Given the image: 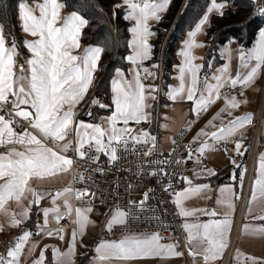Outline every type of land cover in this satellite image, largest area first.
<instances>
[{
    "label": "snow or ice",
    "instance_id": "obj_1",
    "mask_svg": "<svg viewBox=\"0 0 264 264\" xmlns=\"http://www.w3.org/2000/svg\"><path fill=\"white\" fill-rule=\"evenodd\" d=\"M170 4L171 0H122V5L127 8L124 18L134 21V26L130 29L132 39L129 44L132 55L127 57L134 68L131 70V79L124 71L116 70V78L111 81L113 111L99 123H87L77 118V107L87 96L105 51L104 47L89 46L82 54H74L81 47L80 41L83 29L88 26V19L77 12L62 16L65 5L59 0H34L32 4H29L28 0L19 2L17 15L22 31L33 38L23 42L30 57L21 64L17 62L20 53L16 43L13 41L9 46L5 26L0 24V148L5 149L0 153V213L10 218V226L16 227L31 218V205H35L37 211L43 213V224L39 226L36 234L43 233L49 237L58 235L61 240L64 239L65 229L58 226L59 221L71 218L77 228L71 232V243L66 252H61L59 248L53 249L55 264H74L77 236L82 237L86 229L94 223L89 214L93 211L91 200L95 193L88 187L76 190L72 186L53 193L38 190L31 181H43L67 174L73 170L77 159L98 165L100 155L103 154L108 163L114 165L122 158L123 153L153 155L157 136L143 129L134 130L129 127V123L140 125L152 121L153 112L150 110H154L155 105L152 102L158 100L159 89L155 84H145L143 81L148 77L155 78L157 73L142 65L152 59L153 45L150 38L156 34L151 29V22L161 21V14L168 10ZM225 7L224 3L211 0V7L207 11L209 14L216 12L222 17ZM256 11L264 17L262 0H256ZM208 22L209 15H204L195 25L194 31L188 33V39L179 52L182 57L176 77L179 84L164 93L167 100L173 103L185 100L192 102L191 111L196 118L222 101V107L207 122L206 127L201 128L192 137L191 143L199 142V147L191 149L186 146L188 160L193 158V151L199 154L195 161L200 165L199 170L194 171L196 180L209 179L216 175L214 170L207 169L202 164L200 157L218 150L228 152L226 147L221 149L220 146L251 123V115L235 117L227 124L224 123L222 114L233 117L234 111L247 103V100L238 99L231 91L239 86V94L242 97L243 89L251 87L259 76L264 75V30H261L254 47L238 50L239 68L234 75L230 67L233 50L227 49L225 54L229 58V65L202 76L204 65L195 63L198 57L194 55V50L204 46L197 42L196 38L198 34L203 33V27ZM151 67L159 69V64L154 63ZM91 103L100 109L110 107L99 99H94ZM87 115L92 116V112L89 111ZM191 126L189 122L188 130ZM65 141L67 142L62 143L59 150L49 146V142ZM172 144H177V140L173 139ZM144 145L150 147L143 148ZM69 152L73 155H67ZM246 152L243 140H236L235 156L242 157ZM228 155L230 162L237 169L241 168L232 153L228 152ZM152 163L162 165L168 164L169 161L159 159ZM174 163L183 165L186 161L178 159ZM92 171L103 173L104 169L88 168L85 173L75 174L74 182L89 183V173ZM160 171L168 175L162 168ZM259 174L260 178L254 182L251 201H255L258 196L264 198V156L260 157ZM151 175L155 176L157 172L153 171ZM178 179L185 182L187 187L178 192L173 190L170 195L175 196L173 203L179 209L178 214L182 219L194 217L197 212L211 217L219 215L215 210H189L184 207L185 202L193 197L210 198L207 195L212 190L210 183L194 184L193 179L187 175H180ZM232 179L236 181V187L240 191H234L232 187L219 188L216 202L226 209L222 219H213L207 223H182V228L187 233V250L193 264L200 257L205 264H212L222 258L229 245L233 197L239 200L243 188L242 177L237 175ZM172 187L169 183L165 191ZM29 196L30 204L24 207L23 201ZM85 196L88 197L85 206L74 207L71 203L73 199L79 200ZM49 197L53 207L41 208V201ZM148 199L149 194L145 193L139 206L143 208ZM9 201L23 207V211L19 214L9 212L6 207ZM130 218L135 220L139 217L117 209L107 223V229L111 231L116 226L127 229ZM257 219L264 221V215ZM50 224L57 226L49 227ZM2 230L3 227L0 226V231ZM244 232L264 237V227L250 228L246 225ZM32 236L31 231H23L13 246L4 254H0V264H23L25 247L29 245ZM161 240L159 232L132 233L122 236L119 241L102 242L95 252L98 262L107 264H131L141 260L184 256V251L180 250L177 244L162 243ZM36 246L32 243L29 250ZM45 251L47 249L41 251L33 264H45ZM239 255L243 254L238 253ZM244 264H264V259L245 256Z\"/></svg>",
    "mask_w": 264,
    "mask_h": 264
},
{
    "label": "crops",
    "instance_id": "obj_2",
    "mask_svg": "<svg viewBox=\"0 0 264 264\" xmlns=\"http://www.w3.org/2000/svg\"><path fill=\"white\" fill-rule=\"evenodd\" d=\"M33 2L34 0H32V2L29 4H32ZM59 2L62 3V0H59ZM220 3H224L226 5L224 9L225 11L228 8V4L226 2H220ZM262 3H264V0H262ZM210 7H211V0H209V5H208V8ZM123 8L125 9L126 15H127L126 6H123ZM208 8L206 9L204 15H209V22L206 25H204L203 33L198 34L196 38L197 42L204 45L203 47H200L194 50V55L198 57L195 63H198V64H203L204 56L208 49V44L206 43V37H207V29L210 26L211 18L213 15H218L216 12H212L209 14L207 11ZM61 15L66 17L69 14H66L65 9H63ZM128 22L130 24V29H131L134 26V21L128 20ZM155 23H156L155 21L151 22V28ZM194 29L195 27L190 31H194ZM190 31L186 33L185 38L180 45V48L177 54L179 62L174 67V74L172 76V84L169 85L167 91L169 90L170 87H175V86H178L179 84V81L176 79V77L178 76V66L181 64V61H182V57L179 55V52L183 49L184 42L188 39V33ZM23 35L27 36L25 33H23ZM27 37H28L26 38L27 40L33 39L30 36H27ZM152 38L153 37L150 38V43L152 42ZM131 39H132V33L130 31L129 44H130ZM258 39H259V33L257 35L256 42L258 41ZM256 42L254 43L252 47L255 46ZM80 45H81L80 49L74 54H82L84 49L87 48V46L81 44V42H80ZM9 46H10V43H9ZM252 47L244 48L240 44H238L236 41L229 42L228 44L223 46L221 50L222 58L224 60L223 64L218 66L215 69H218L225 65H229L230 63L229 58L225 53L227 49H232L233 56L231 59L230 67L234 75L235 72L239 68V60L237 58L238 50L240 48L249 50ZM129 49H130L129 55H132V49L130 46H129ZM27 58H29V56L23 57V58L18 57L17 58L18 64L24 63ZM199 58H202V59H199ZM152 64L154 63L152 62V59H151V60L145 61L142 67L149 68L150 71L157 73V76L153 79L152 77H150V80L148 82H145V81L143 82L145 84H152L151 82L153 81V84H155V86H157L159 89L161 85V68L159 69L152 68L151 67ZM133 68L134 66L130 64L128 61L127 70H123V69H120V70L124 71L126 76L129 79H131V70ZM115 73L113 75L112 80L116 78ZM201 75H202V72H201ZM263 82H264V75H261L256 79L254 84L247 89V91L244 93L242 97L237 96L238 99L247 100V103L242 104L238 110H235L233 113V117H228L226 114H222L225 124H227L230 119L235 118V117H243V116H248V115H251L252 117L250 124L246 125L243 129L239 130L236 136L230 138V140L226 144L220 147L221 149L226 147L228 152H231L232 156L235 157L234 142L236 140L242 139L244 143V147L247 149V152L244 155L246 158V163L244 164L246 167V171H243L241 175V177L243 178V188H242V192H241L239 200H236L235 197H233L234 208L231 214V227H230V234L228 237L229 244H230L232 240L233 232L236 228H238L239 234L236 239L234 257L240 260L244 259L245 256H253V257L264 259V237L253 236V235H250L244 232V227L246 225L250 228L264 227V221L257 219L259 216L264 215V198H261L258 196L255 201L250 200L252 190L255 187L254 182L255 180L260 178V174H259L260 157L264 156V127L258 139L256 136L254 139V126L257 122V116H258V111H259L260 102H261V100H257V98L260 97ZM93 87H95L94 81L88 91L89 94H87L84 100L77 107V109L78 108L81 109V104H84L87 101L86 105L84 106V108L86 107V109L84 110L83 108L81 110L82 113L79 116V119L81 118L80 120H83L87 123H99L105 117L110 116L113 111L111 103L107 104L102 97L101 98L93 97V90H94ZM112 95L113 93L111 91V99H112ZM161 96H162V93H161V88H160V94L158 95V100L156 102H152L155 105L154 110H150L153 112L152 121L151 123H143V124H148L149 125L148 131L151 134L157 136L156 143H157L158 149L161 152H169L173 146L172 140H173L174 135L179 130L188 127L189 122H191L192 118L194 117L191 111L193 105H192V102H188L186 100L183 102L173 103L167 100L165 95H164L165 101L162 103ZM94 99H99L102 103L110 106L107 109H100L96 107L98 108V112L96 113L97 117L99 116L97 121L91 120L92 116L87 115L89 111H91L93 115V109L95 108V106H93L91 102ZM163 105H168V106L163 108ZM221 107H222V101L217 102L206 113L202 114L197 124L194 126H191V130L186 137V141L191 142L192 137L195 136L196 133L201 128L206 127L207 122L219 111ZM100 111H108V112L101 113ZM165 117H167L168 119H165ZM219 122L220 121H216V123H219ZM135 125L136 124L134 122L129 123V127L131 128L133 127L135 130H138V126L137 125L135 126ZM165 125H167V127H165ZM119 126H122V125H118V127ZM19 130L20 129H17V131ZM69 139H72V137H69ZM66 142L67 141L60 142L57 149L59 150L62 147V143H66ZM197 143L199 146V142ZM4 151L5 149L0 148V153ZM228 152L224 150H218V151L206 153L205 157L207 159L206 168L214 170L216 173L215 176L219 175L220 173H223V172L226 173L227 171H229L230 172L229 181H225L222 183H214L212 182L211 179L214 178L215 176L209 179L196 180L194 177V171H197V170L195 169H191V171L188 174H186L189 178L193 179L194 184L210 183L212 190L207 193L208 197L210 198H203V196L193 197L185 202L184 207L189 210H195V209H205L207 211L215 210L219 215L217 217H211V216L205 215L202 212H197L196 216L183 219V223L184 222L207 223L213 219L223 218V214L225 213L226 209L218 205L216 202L219 197V188L232 187L234 191H240V189L236 187V181L232 179V177L237 176L238 173L236 171L237 168L233 166L230 162ZM248 164L250 165L249 167H248ZM71 181H72V173L69 172L67 174H60L54 178L45 179L43 181L34 179L31 181V183L38 190H48L54 193L56 190H62L65 187L71 186ZM0 183H2V181H0ZM185 187H187V185L185 184V182L181 181L180 190H182ZM30 200H31V197L29 196L28 199H25L23 201V206L24 207L29 206ZM71 203L73 204L74 207H83L86 205V203H78L76 199H73ZM6 207L9 209V212H15L17 214L23 211V207L18 206L14 201H9ZM31 207H32L31 218L28 219L26 222L22 223L20 226H16V227L10 226L11 225L10 218L8 216H5L3 213H0V226L3 227V230L0 231V240L7 239L12 242L11 246H13V244L17 241V239L19 238V236L22 234L23 231H31L33 233V236L31 237L29 245H26L25 247V256L23 258V264H33V261L40 256L41 251L44 249H47V251L44 252V255L46 256V258H47V254L50 253L52 263L55 264V257L53 255V249L59 248L61 252H66L68 248L70 247L71 232L74 229H76L77 226L75 225L74 228L68 229L66 231V235L63 240L50 238L44 235L43 233L37 235L36 234L37 232H35V230L38 229L39 231V226L43 224V213L38 212L35 205H31ZM40 207L41 208L53 207L51 203V198L49 197L41 201ZM175 207H176L177 212L179 213V209L177 208L176 205ZM114 213L115 212H107L106 209L100 204L93 205V211L89 214V217L94 222L93 224L95 225V227L93 225H90L86 229L85 234L82 237L79 235L77 236V243L75 246V253L73 257L74 264H78L79 256H83L87 252H90L91 254L87 264H107V262H98V257H97V253L95 252V249L102 242L119 241L122 238V236H120L117 239L102 240L100 237L102 230L107 229V223L110 221V218ZM50 219H51V216H50ZM30 222L31 224L29 225ZM54 225L55 224H50L49 227H55ZM161 242L174 244L172 241L161 240ZM32 243H35L37 246L29 250V246ZM193 243L195 244V241ZM226 250L227 248L222 254V258L218 260L223 259L226 253ZM238 253L243 254V255L238 256ZM46 263L47 262L45 261V264ZM131 264H182V257L170 258V259L156 258V259H149V260H141V261L131 262Z\"/></svg>",
    "mask_w": 264,
    "mask_h": 264
},
{
    "label": "trees",
    "instance_id": "obj_3",
    "mask_svg": "<svg viewBox=\"0 0 264 264\" xmlns=\"http://www.w3.org/2000/svg\"><path fill=\"white\" fill-rule=\"evenodd\" d=\"M22 0H0V24L5 26V34L9 43H16L20 58L29 56L24 46L21 22L17 15V5ZM29 3L32 0H28ZM226 2L228 8L224 15H213L207 29V52L204 56L202 76L211 74L215 68L222 65L221 50L229 42L236 41L244 48L254 45L258 33L264 30V17L257 14L254 0H217ZM65 13L77 12L88 19L89 23L83 29L81 44L104 47L99 62V79L93 90L94 98H103L111 103V80L117 69L127 70L130 54V24L121 0H62ZM209 0H171L168 10L162 15V20L152 26L156 34L152 38V62L161 68V102L165 101L164 93L172 84L174 67L178 64V51L185 35L192 30L205 14ZM98 108L93 109L91 120L97 121ZM106 113L108 111H100ZM248 155V153H247ZM245 165L236 169L241 177ZM214 183L230 180V172L220 173L211 179ZM31 222L29 223V225ZM90 252L79 256L78 264H87ZM46 264H53L50 253L47 254Z\"/></svg>",
    "mask_w": 264,
    "mask_h": 264
},
{
    "label": "built area",
    "instance_id": "obj_4",
    "mask_svg": "<svg viewBox=\"0 0 264 264\" xmlns=\"http://www.w3.org/2000/svg\"><path fill=\"white\" fill-rule=\"evenodd\" d=\"M257 14L259 15L258 12ZM149 80L150 77L144 81L148 82ZM160 88L161 85L159 87V94ZM247 89L248 88L243 89V92L245 93ZM240 91L241 88L238 86L231 91V94L240 96ZM200 118L201 116L199 118L193 117L191 125H196ZM263 127L264 94L261 98L257 122L254 126V139L255 136L258 139ZM132 129L134 128L132 127ZM190 130L186 127L179 130L174 135L173 139L177 140V144H173L172 149L169 152H161L156 143V148L152 156H144L137 153H123L122 158L114 165L109 164L107 158L103 154L100 155L98 165H91L87 160L77 159V162L71 171V186L74 189L82 190L84 187H88L91 192L95 193L94 198L91 200V204H100L107 212H115L117 209H120L139 217L135 220L130 218L127 229L119 226L113 227L111 231L103 229L100 234L102 240L117 239L120 236L132 233L153 234L159 232L163 241H172L179 246L180 250L184 251L182 264H193L192 258L187 250V233L182 228L183 219L179 216L175 204L173 203L175 196L170 195L173 190L177 192L180 191L181 180L178 179L180 175L188 174L191 169L199 170L200 167V165L195 162L199 155L198 153L193 151V158L191 160H188L187 158L188 153L186 146L191 149L199 147L198 143L186 141V137ZM59 143L60 142H49V146L58 150L57 147ZM142 147L147 148L150 147V145H144ZM67 155L72 156L73 153L69 152ZM234 158L240 165L246 163L245 156H235ZM159 159L168 160L169 163L162 165L152 163ZM178 159L185 160L186 163L183 165H176L174 161ZM200 159L202 164L207 167L206 157L203 156L200 157ZM249 166L250 165L248 164V167ZM88 168H103L104 171L103 173L99 171H92L89 173L91 181H94V183L91 181L87 184L79 181L74 182V175L77 173H85ZM161 168L164 172H167L168 175H164V173L160 171ZM153 171H156L157 175H151ZM169 183H171L173 187L165 191V188ZM145 193L149 194V199L144 203L143 208H141L139 205L143 200ZM76 201L78 203L87 204L88 197L85 196ZM58 226L65 229L64 237L68 229L75 227L71 218L60 220ZM35 232H38V229H36ZM238 234V228H236L223 259L213 261L212 264H244V259L240 260L234 257ZM50 238L60 239L58 235H53ZM11 244L12 242L9 240L1 239L0 254H3ZM195 264H205V262L202 257H200L195 261Z\"/></svg>",
    "mask_w": 264,
    "mask_h": 264
},
{
    "label": "rangeland",
    "instance_id": "obj_5",
    "mask_svg": "<svg viewBox=\"0 0 264 264\" xmlns=\"http://www.w3.org/2000/svg\"><path fill=\"white\" fill-rule=\"evenodd\" d=\"M25 38H28L27 36H25ZM27 40V39H26ZM28 52V51H27ZM29 53V52H28ZM29 57H30V53H29ZM99 79V74H98V71H97V73L94 75V85L96 84V82H97V80ZM153 79V78H152ZM152 84H153V81L151 82ZM94 88V87H93ZM264 93V82H263V85H262V89H261V94H260V92H259V94H260V97H258L257 98V100H261V98H262V94ZM89 94V93H88ZM87 102V101H86ZM86 102L84 103V104H81V109H77V118L79 119V116H80V114L82 113L81 112V110L84 108V106L86 105ZM165 107V105H163V108ZM86 109V107L84 108V110ZM98 118H99V116H98ZM81 119V118H80ZM136 126V125H135ZM138 126V130L139 129H143V130H146V131H148V124H143V123H141L140 125H137ZM71 172V171H70ZM94 227H95V225L94 224H92Z\"/></svg>",
    "mask_w": 264,
    "mask_h": 264
}]
</instances>
